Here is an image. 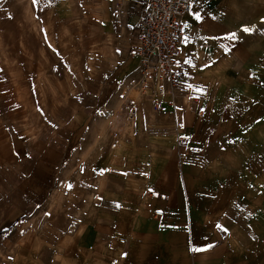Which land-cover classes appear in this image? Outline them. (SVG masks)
I'll return each mask as SVG.
<instances>
[{"label": "crops", "instance_id": "obj_1", "mask_svg": "<svg viewBox=\"0 0 264 264\" xmlns=\"http://www.w3.org/2000/svg\"><path fill=\"white\" fill-rule=\"evenodd\" d=\"M86 1L92 74L79 118L98 108L133 115L123 135L77 121L62 142L0 126V246L14 244L2 263L264 264V0H192L178 57L195 100L178 90L175 106H155L151 87L126 89L141 77L142 0ZM73 146L84 203L74 230L22 242Z\"/></svg>", "mask_w": 264, "mask_h": 264}, {"label": "rangeland", "instance_id": "obj_2", "mask_svg": "<svg viewBox=\"0 0 264 264\" xmlns=\"http://www.w3.org/2000/svg\"><path fill=\"white\" fill-rule=\"evenodd\" d=\"M90 5L85 0H38L36 4L32 0H0V126L30 125L32 132L58 142L70 138V125L77 121L94 127L101 124L106 138L123 135L126 118L133 115H128L129 109L123 116L121 111L110 114L106 108H98L83 120L77 113L83 101L81 88L92 74L85 63L91 59L92 48L85 34L90 26L86 12ZM127 85L128 92L137 88V81ZM127 92L122 98L129 99V108H133ZM131 94L135 97L137 93L133 90ZM75 151L74 146L69 150L49 200L29 215L31 226L20 230L22 242L25 235L52 238L74 230L71 224L83 203L77 187ZM34 219H38L37 226L32 224ZM13 246H0V264L2 259L10 262Z\"/></svg>", "mask_w": 264, "mask_h": 264}, {"label": "built area", "instance_id": "obj_3", "mask_svg": "<svg viewBox=\"0 0 264 264\" xmlns=\"http://www.w3.org/2000/svg\"><path fill=\"white\" fill-rule=\"evenodd\" d=\"M192 0H142L143 14L134 28L135 53L138 54L141 77L139 91H154V105L163 101L176 105V92L182 90L188 102L195 100L192 87L181 84L183 72L178 57L183 36V19L191 8ZM133 110L129 111V115ZM155 210L154 215H161Z\"/></svg>", "mask_w": 264, "mask_h": 264}, {"label": "snow or ice", "instance_id": "obj_4", "mask_svg": "<svg viewBox=\"0 0 264 264\" xmlns=\"http://www.w3.org/2000/svg\"><path fill=\"white\" fill-rule=\"evenodd\" d=\"M32 2H33V4H36V3H38V0H32ZM196 19L199 20L201 18H200L199 15H197L196 16ZM262 23H264V19H262ZM242 31L245 32V33H250L251 31H253V29L252 28H249V27H243L242 28ZM185 39H187V38H185ZM225 39L230 40V41H234V40H237L238 37H237V34L235 32H233V33H230L229 35H227L225 37ZM227 50L228 49L226 48V51ZM69 187H71V186L69 185ZM193 250L194 251H201V249H193Z\"/></svg>", "mask_w": 264, "mask_h": 264}, {"label": "bare ground", "instance_id": "obj_5", "mask_svg": "<svg viewBox=\"0 0 264 264\" xmlns=\"http://www.w3.org/2000/svg\"><path fill=\"white\" fill-rule=\"evenodd\" d=\"M135 89L137 90V92H139V88H138V87H137V88H133L134 92L137 93V92L135 91ZM128 115H129V114H128Z\"/></svg>", "mask_w": 264, "mask_h": 264}]
</instances>
